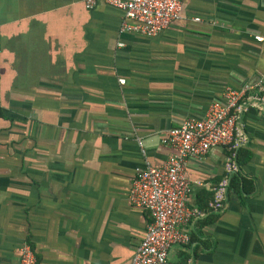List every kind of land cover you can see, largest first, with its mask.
Here are the masks:
<instances>
[{
    "label": "crops",
    "instance_id": "crops-1",
    "mask_svg": "<svg viewBox=\"0 0 264 264\" xmlns=\"http://www.w3.org/2000/svg\"><path fill=\"white\" fill-rule=\"evenodd\" d=\"M123 21L102 0H0V264H18L26 243L37 264H131L150 222L129 199L139 142L163 166L169 129L264 74V0H182L154 37L121 33ZM186 177L201 216L169 263L264 264L257 98L232 146L190 158Z\"/></svg>",
    "mask_w": 264,
    "mask_h": 264
},
{
    "label": "built area",
    "instance_id": "built-area-1",
    "mask_svg": "<svg viewBox=\"0 0 264 264\" xmlns=\"http://www.w3.org/2000/svg\"><path fill=\"white\" fill-rule=\"evenodd\" d=\"M102 1L124 13L121 33L154 37L182 18V0ZM98 2L85 0V7L92 10ZM200 20L194 19L196 22ZM254 40L264 43V34L254 36ZM252 91L258 94H252ZM255 98L264 107V74L254 86L227 87L223 102L211 104L202 119H187L180 126L169 129L162 143L175 150V154L161 167L150 163L143 143L139 142L145 167L134 179L129 199L149 213L150 222L131 264H170L168 256L173 246L191 244L187 227L201 213L187 206L190 192L187 162L190 158H204L212 148L232 146L243 103ZM219 200L220 196H217L215 207L220 206ZM18 264H37L30 244L21 248Z\"/></svg>",
    "mask_w": 264,
    "mask_h": 264
},
{
    "label": "trees",
    "instance_id": "trees-1",
    "mask_svg": "<svg viewBox=\"0 0 264 264\" xmlns=\"http://www.w3.org/2000/svg\"><path fill=\"white\" fill-rule=\"evenodd\" d=\"M242 153V152H241ZM240 152L238 153V156H239V154H241ZM244 154V153H243ZM244 155H246L247 156V154L245 153ZM236 179L237 178H235V180H233V185H234V182L236 181Z\"/></svg>",
    "mask_w": 264,
    "mask_h": 264
}]
</instances>
